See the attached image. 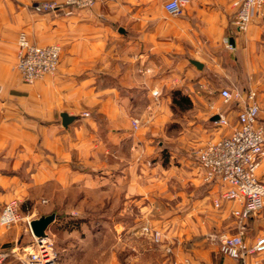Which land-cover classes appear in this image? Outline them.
<instances>
[{
	"label": "crops",
	"instance_id": "1",
	"mask_svg": "<svg viewBox=\"0 0 264 264\" xmlns=\"http://www.w3.org/2000/svg\"><path fill=\"white\" fill-rule=\"evenodd\" d=\"M48 1L62 0H0V211L11 200L37 201L40 197L30 191L43 185L48 200L54 191H66L67 197L78 196L80 207L85 192H92L110 194L102 200L112 209L154 208L168 190L172 173L158 158L163 144L172 139L175 150L169 159L180 165V186H188L181 204L190 201L194 212L201 202L197 188L206 184L194 151L213 134L205 124L215 114L210 107L227 113L234 123L237 118L220 107L217 83L209 78L228 76L230 67L239 65L243 91L256 93L258 116L264 120V5L249 28L238 33L231 24L236 0H189L176 17L163 10L167 0H96L91 8L68 16L36 8ZM21 31L33 45L61 47L55 74L32 84L22 82L15 69ZM227 36L232 50L222 43ZM191 60L202 68L197 70ZM221 83L232 87L230 79ZM175 90L191 106L179 111L181 128L171 138L167 127L179 116L171 104ZM62 113L74 117L66 128ZM134 119L139 120L136 129ZM262 161L258 176L264 181V157ZM220 188L216 183L206 189L204 197L212 206ZM220 205L229 213L237 207L225 201ZM149 212L142 221L151 222ZM181 217L162 214L160 222ZM113 224L123 227L121 218ZM30 231L25 219L9 230L0 228V251L9 256L6 264H24L22 250L33 242ZM246 235L248 243L257 238ZM188 261L238 264L230 259ZM258 261L264 264V255ZM156 264L166 262L161 257Z\"/></svg>",
	"mask_w": 264,
	"mask_h": 264
},
{
	"label": "rangeland",
	"instance_id": "2",
	"mask_svg": "<svg viewBox=\"0 0 264 264\" xmlns=\"http://www.w3.org/2000/svg\"><path fill=\"white\" fill-rule=\"evenodd\" d=\"M221 78L228 80L232 76L230 74L222 77L213 75L209 78L212 84L217 83L214 86L217 89L216 94L224 88L232 89V87H225L224 83H221ZM219 102L220 107L228 113L232 111L230 116L237 115L239 105L236 102L225 104L220 98ZM175 114L179 115L175 116L178 122H170V126L167 127L168 132H166L168 136H172L171 138H174L181 128L179 122L182 118L181 113L174 109ZM233 119L229 120L230 125L235 124ZM205 124L213 132L209 141L228 135L231 128L213 122L208 123V121H205ZM174 144L175 142L171 139L164 144V147H161L164 148L162 152L165 153V155L163 153L165 158L161 152L158 161L172 174L168 177V190L161 197L162 202L154 208L140 210L133 205L127 209H112L106 201L102 200V197H108L110 194L100 196L92 192H87V194L85 192L80 207L78 196L67 197L66 191H52L53 199L48 200L46 197L48 190L43 185L30 191L34 196L40 197L37 201H32L30 198L24 199L18 203L17 210L25 221L27 218L34 220L40 216L55 213V219L48 225L46 235L51 240L61 264H156L158 258L161 257L166 264H182L185 260H194L199 263L227 261L229 258L224 257L218 251V235L224 232L233 233L241 229L244 239L246 234L250 235L251 239L255 235L257 238L262 236L264 234V208L247 218L246 221H237L230 215L227 207L212 206L210 198L204 197L207 192L201 185L197 188L196 194L201 202L192 212L190 201L181 204L182 197L186 198L184 191L188 186L184 188L180 186L182 182L178 171L180 165L174 157L169 159L171 152L175 150ZM151 162L148 163L149 166L153 164ZM260 171L256 174L258 178ZM42 199L45 200L42 201ZM148 212L151 222L142 221V215ZM174 212L185 218L181 217L179 221L165 225L160 222L162 214L171 215ZM118 218H121L123 227L114 226V219ZM20 221L13 223L9 228L19 224ZM145 225L162 232L160 242L155 243L153 238L143 231ZM0 228L9 230V228ZM118 233L121 236L118 237ZM80 238L83 240H79ZM26 240L29 238L24 237V241ZM72 246H74L73 249Z\"/></svg>",
	"mask_w": 264,
	"mask_h": 264
},
{
	"label": "built area",
	"instance_id": "3",
	"mask_svg": "<svg viewBox=\"0 0 264 264\" xmlns=\"http://www.w3.org/2000/svg\"><path fill=\"white\" fill-rule=\"evenodd\" d=\"M95 1H48L42 2L36 8L39 11L61 12L62 15L68 16L77 9L91 8ZM188 3L189 0H167L163 4V10L170 16H180ZM263 5L264 0H236L233 3L235 14L231 21L232 28L238 33L245 32ZM222 43L226 49L234 48L228 36L222 39ZM16 48L15 69L22 82L32 84L56 73L62 50L58 44L33 45L26 33L21 31L16 40ZM218 95L225 104L236 102L239 105L236 122L230 125L228 117L218 112L215 106H211L210 110L215 111L218 116L213 123L230 126L229 134L206 141L194 151V156L204 182L219 183L221 187L213 205L219 207L221 201L237 203V207L231 209L230 215L243 222L264 208V181L256 176L264 157V130L258 116L259 103L256 101V93L251 89L240 92L224 88ZM138 126L139 120L134 119L132 127L136 129ZM17 207L18 202L11 200L2 208L0 227L9 228L22 219ZM29 222L27 219L26 224L30 229ZM143 231L153 238L155 243L161 241L162 232L159 229L145 225ZM243 234L241 229L233 233L219 234L218 251L238 264H259L258 258L264 255V234L252 243L246 242ZM32 241L22 250L24 264H61L47 235L39 240L33 237ZM8 257L6 252L0 251V264H6ZM183 264H189V261L185 260Z\"/></svg>",
	"mask_w": 264,
	"mask_h": 264
},
{
	"label": "trees",
	"instance_id": "4",
	"mask_svg": "<svg viewBox=\"0 0 264 264\" xmlns=\"http://www.w3.org/2000/svg\"><path fill=\"white\" fill-rule=\"evenodd\" d=\"M230 75L232 76V78L230 79V84L232 86L233 89L239 90V91H243V89H245L244 84L241 82L240 79V66L239 65H235V66H231L230 67ZM221 81H223V79H220ZM225 87H227V85H224ZM171 104H172V109H177L178 111H184L185 109H188L191 106V103L188 99V97L184 94H182L179 90H175L172 92L171 95ZM260 123L263 126V130H264V120H260ZM165 145L163 144V147ZM162 151H164V148L162 149ZM209 186V184H204L203 188L204 190L207 189V187Z\"/></svg>",
	"mask_w": 264,
	"mask_h": 264
},
{
	"label": "water",
	"instance_id": "5",
	"mask_svg": "<svg viewBox=\"0 0 264 264\" xmlns=\"http://www.w3.org/2000/svg\"><path fill=\"white\" fill-rule=\"evenodd\" d=\"M191 64L198 70L202 68V64L198 61L191 60ZM60 119L62 121V126L66 128L74 119L73 116H69L66 113H62L60 115ZM218 119L217 114H214L212 116L211 121L214 122L215 120ZM55 219V213L50 214V215H45V216H40L38 219L31 220L29 222L31 234L34 238L39 240L40 238L44 237L46 235V230L48 229V225L53 222Z\"/></svg>",
	"mask_w": 264,
	"mask_h": 264
}]
</instances>
